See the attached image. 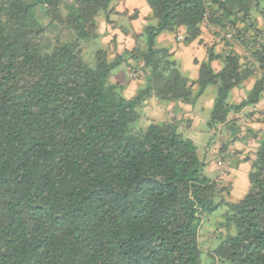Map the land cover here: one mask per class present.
Masks as SVG:
<instances>
[{
    "label": "trees",
    "instance_id": "1",
    "mask_svg": "<svg viewBox=\"0 0 264 264\" xmlns=\"http://www.w3.org/2000/svg\"><path fill=\"white\" fill-rule=\"evenodd\" d=\"M117 1L0 0V264H264V131L249 190L232 203L180 123L135 129L146 100L195 106L213 86L208 125L235 137L231 114L264 94V45L253 54L259 70L211 48L191 80L157 39L184 29L189 45L212 25L245 43L262 32L252 17L264 0H147L156 24L112 59L95 46ZM124 63L144 81L130 98L112 82ZM252 77L246 98L231 103ZM222 208L225 232L205 251L203 219Z\"/></svg>",
    "mask_w": 264,
    "mask_h": 264
},
{
    "label": "crops",
    "instance_id": "2",
    "mask_svg": "<svg viewBox=\"0 0 264 264\" xmlns=\"http://www.w3.org/2000/svg\"><path fill=\"white\" fill-rule=\"evenodd\" d=\"M115 9L116 13L110 17L113 24L109 25L103 19L100 24V32L102 34L103 45L106 48H110L112 52H117L118 55H122L125 51H131L137 46L134 34L138 36L142 35L144 28L148 25H155L156 20L153 18L147 0H118ZM261 9L264 12L263 4ZM252 18L253 21L256 22V27L264 32V13L261 14L258 13V11L254 12ZM124 30L129 33H125ZM179 33L184 35L185 30L180 29ZM175 36L176 34L174 33L165 32L158 37L157 45L160 48H167L170 50V53L174 55V59L179 63L183 74L191 80H197L200 64L208 61L209 50L211 48L216 55L221 56L228 52L230 48L228 43L220 39L217 28L212 25L203 26L201 37L189 45L176 41ZM236 52L242 55L244 48L238 46ZM211 66L215 71H220L223 67L222 60L213 61ZM131 69L132 68L126 63L120 65L115 70L112 79H114L117 84L125 85L124 80L129 79ZM257 69L259 70V67ZM256 80V77H252L242 88L234 89L230 97L231 103H241V101L246 98L247 92L253 88ZM128 85L134 95L135 91L143 87L144 81L142 79H137L135 81L130 79ZM238 92H241V98L235 100V97L238 96ZM208 95L210 94L205 91L195 107L183 103H170L169 110L172 109L171 114L175 117H189L193 122V126L189 131H195L204 121V123L208 124L213 106L212 102L215 98V95H210L209 97ZM156 102L158 103V101ZM209 102L210 104L208 105ZM263 110L264 94L256 106L245 108L238 114L242 119H245L246 125L239 133V135L241 134L240 143L236 142L235 144H254L257 145V147L259 146V140L264 131ZM203 113H205V116L207 115L206 120L201 118V114L203 115ZM220 128L219 126L218 129L220 130ZM244 158L246 157L244 156Z\"/></svg>",
    "mask_w": 264,
    "mask_h": 264
},
{
    "label": "rangeland",
    "instance_id": "3",
    "mask_svg": "<svg viewBox=\"0 0 264 264\" xmlns=\"http://www.w3.org/2000/svg\"><path fill=\"white\" fill-rule=\"evenodd\" d=\"M262 4L264 5V2ZM103 19L104 18H101V22ZM180 35L184 37L182 33H178L175 36L176 41ZM99 47L103 49L105 47L102 43V37L100 38L99 44L95 46V48ZM106 49L111 51L108 47ZM86 50H88V52L85 54V57L90 59V55L95 52V49L93 46H88ZM117 55V52L111 51L110 58L114 59ZM129 75V79L124 80V95L128 98L136 96L140 90L135 91L133 95V91H131L128 85L130 79L133 81L140 79L139 74L134 69H131ZM112 82L116 83L114 79H112ZM206 92L214 96L216 94V89L213 86H209L206 89ZM210 95H208V97ZM235 98V100L241 98V92H238V96ZM156 101L158 100L156 99ZM156 101L155 98H152L144 102V105L139 110L140 119L136 124L135 129L146 130L153 122L159 124L168 122L180 123V131L186 138L191 139L195 143L200 159L207 165L206 174L211 179L217 180L221 184V187H228V190H225L222 194L223 200L232 203L241 200L249 190L250 184L248 177L251 171V162L255 158V154L258 149L257 145L254 144H235L240 140L241 134L239 135V133L246 125L245 119H242L238 115L239 113L231 114L230 120L233 121L236 119L239 122V131L235 137H232L228 133L225 125H220V130L216 129L218 130L216 131L215 129H211L208 124L204 123L205 121L197 128V130L189 131V129L193 126V122L189 119V117H175L171 114L172 109L169 110L170 103L166 104L159 101L157 103ZM209 104L210 102L208 105ZM204 114L205 113H203V115ZM203 115L201 114V118L206 120L207 115ZM244 156L246 158H244ZM225 211L226 208H222L212 215H206L204 217L200 232V241L205 251L217 245L216 238L218 237V234L225 232L224 229L219 226ZM205 257L206 255L204 258ZM204 260H206V258Z\"/></svg>",
    "mask_w": 264,
    "mask_h": 264
},
{
    "label": "built area",
    "instance_id": "4",
    "mask_svg": "<svg viewBox=\"0 0 264 264\" xmlns=\"http://www.w3.org/2000/svg\"><path fill=\"white\" fill-rule=\"evenodd\" d=\"M220 39L229 44L231 50H235L238 46H242L244 48V52L241 55L243 59V63L253 64L256 68L259 65L254 60V52L261 50V47L264 45V32L257 31L253 29L249 32L247 37L244 38V42L242 43L240 39L237 37V33L232 29H220L217 28ZM184 39L183 36H178L177 41L181 42ZM264 111V110H263ZM264 115V113H263Z\"/></svg>",
    "mask_w": 264,
    "mask_h": 264
}]
</instances>
